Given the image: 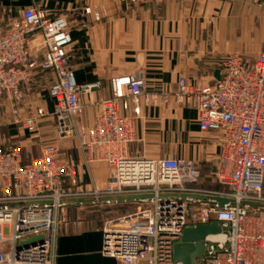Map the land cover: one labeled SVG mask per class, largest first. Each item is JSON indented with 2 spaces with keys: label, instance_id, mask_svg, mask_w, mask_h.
Masks as SVG:
<instances>
[{
  "label": "built area",
  "instance_id": "obj_1",
  "mask_svg": "<svg viewBox=\"0 0 264 264\" xmlns=\"http://www.w3.org/2000/svg\"><path fill=\"white\" fill-rule=\"evenodd\" d=\"M70 44L64 14L49 16L30 6L6 28L0 19V101L6 97L13 105L20 103L23 85L34 72H51L52 112L28 107L23 117L14 112L16 122L36 132L51 115L57 138H72L84 163L106 165L107 183L91 190L75 180L67 184L72 169L54 142L44 144L28 162L12 145L0 146V178L6 182L0 195V264H55L57 217L70 200L90 196L92 203L110 206L118 197L133 195L145 197L136 199L130 212L106 216L101 225V253L116 264H181L174 259V244L183 230L209 224H217L220 232L205 237L197 264H264V27L254 58L227 55L212 85L196 86L180 76L170 96L177 106L196 109L200 130L219 134L214 177L226 190L216 192L197 187L199 171L192 161L129 155L140 102L154 100L138 74L112 78V96L97 101L100 108L92 123L76 126L75 118L83 112L81 94L100 83L76 81L68 63ZM186 194L227 202L220 206ZM35 236L42 239L20 244Z\"/></svg>",
  "mask_w": 264,
  "mask_h": 264
},
{
  "label": "crops",
  "instance_id": "obj_2",
  "mask_svg": "<svg viewBox=\"0 0 264 264\" xmlns=\"http://www.w3.org/2000/svg\"><path fill=\"white\" fill-rule=\"evenodd\" d=\"M30 6L49 16L66 15L71 37L68 63L76 81L100 83L98 89L81 94L83 112L75 118L77 127L90 125L100 108L97 101L112 96V78L138 74L144 80L143 90L154 95V100L140 102L129 155L192 161L199 171L198 188L226 190L214 177L219 134L200 130L196 109L177 106L170 96L180 76L196 86L212 85L227 55L254 58L262 45L264 4L254 0H0L4 28ZM51 78V72L36 70L23 85V101L13 105L2 98L0 146L12 145L20 151L22 161L28 162L40 155L44 144L54 142L59 156L72 169L65 178L67 184L75 180L88 190L103 187L107 183L106 165L84 163L72 138H57L51 115L39 122L36 132L16 122L14 112L23 117L28 107L52 112L48 94ZM5 185L0 178V195ZM99 202L94 204L92 197L85 196L70 200L59 212L55 264H116L115 258L101 253V225L106 216L130 212V204H137V200L118 199L110 206Z\"/></svg>",
  "mask_w": 264,
  "mask_h": 264
},
{
  "label": "water",
  "instance_id": "obj_3",
  "mask_svg": "<svg viewBox=\"0 0 264 264\" xmlns=\"http://www.w3.org/2000/svg\"><path fill=\"white\" fill-rule=\"evenodd\" d=\"M184 196H189L200 200H215L220 206L227 202V199L213 195L186 194ZM142 197L145 196H128L130 199H138ZM117 199H123V197H118ZM219 232L220 227L217 224L198 225L195 227L185 228L181 234V241L174 244V259L181 264H197V258L203 253V240L205 237L207 235H214ZM41 239L42 236H35L29 240L20 242V244L26 245Z\"/></svg>",
  "mask_w": 264,
  "mask_h": 264
},
{
  "label": "rangeland",
  "instance_id": "obj_4",
  "mask_svg": "<svg viewBox=\"0 0 264 264\" xmlns=\"http://www.w3.org/2000/svg\"><path fill=\"white\" fill-rule=\"evenodd\" d=\"M136 205H137L136 203H131L130 204V208H132L131 211L135 208Z\"/></svg>",
  "mask_w": 264,
  "mask_h": 264
}]
</instances>
